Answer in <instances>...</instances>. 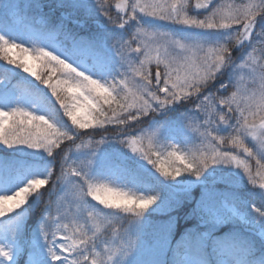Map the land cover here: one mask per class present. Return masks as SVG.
Returning <instances> with one entry per match:
<instances>
[{
    "label": "snow or ice",
    "instance_id": "obj_1",
    "mask_svg": "<svg viewBox=\"0 0 264 264\" xmlns=\"http://www.w3.org/2000/svg\"><path fill=\"white\" fill-rule=\"evenodd\" d=\"M99 10L107 17V21L118 27L125 28L128 20L117 16L113 18L109 0H97ZM191 0H117L115 8L125 12L129 20H136L137 11L148 17L161 21H169L173 24L184 25L188 28L205 30H224L209 33L215 37L212 42L189 41L174 39L168 33L148 31L143 27H137L131 40L119 41L117 53L122 63H127L131 76L122 74L118 83L107 87L100 79H93L92 75L73 67L68 60H86L92 56L101 58L103 63V49L98 41L77 39L70 33L66 34L67 46L64 50L70 54L61 59L53 51H46V47H53L56 51L55 39L46 38L45 47L35 48L33 53L29 49L22 48L19 44L10 43V40L0 35V57L9 65L23 68V71L41 79L40 69L49 68L50 73L60 71L64 79L51 82V76L42 82L51 89L56 97L64 115L73 125L80 129L88 128L95 123L103 126L105 123H115L118 126L127 125L129 121H138L140 117L149 115L167 105L200 93L209 81L216 78L221 69L231 62L230 49L233 47L253 46V35L259 37L261 51L264 52V0H248L243 5H215L213 0H195L194 8L205 10L206 15L202 19L190 16L188 9ZM131 9L127 13L126 9ZM259 17V20L257 19ZM119 20V23H117ZM261 25L256 31V26ZM240 28L233 35V26ZM248 42L247 45L245 42ZM136 43L133 48L132 44ZM18 49L20 55L17 59H10L7 51ZM255 47L253 51L255 52ZM21 53H23L21 55ZM128 53L138 54V64L134 63ZM142 55V58H139ZM20 61L19 63L17 61ZM264 60V56L261 57ZM54 62L58 68L49 67ZM155 64V86L150 72V66ZM82 67V65L80 66ZM240 67H251L250 78L255 83L259 81V92L247 94V90H241L243 77L236 82L235 91L229 96H205L197 105L206 116L204 125L207 127L201 136L204 137L203 149L178 155L175 150L168 152L164 160L153 161L152 155L159 153L152 151L149 144L148 152L144 159L152 163L156 171L165 178H175L185 172L199 176L201 171L209 164L222 162L224 164L235 163L242 168L249 183L256 185V175L261 180L259 187L264 189V157L257 155L250 148L244 137H252L264 149V63L256 60L251 54ZM162 82V86H161ZM106 83V81H105ZM123 95H121V91ZM163 94V95H161ZM4 98V92H0V99ZM50 104L49 101H47ZM104 105L108 107L105 108ZM227 109V112L224 111ZM229 113H234L236 125L229 124ZM218 120L219 124L228 125L232 131L227 136L214 133L212 124ZM258 121V123H257ZM63 121L58 118V112L50 108L45 114L33 115L31 112L14 108L11 111L0 110V142L12 147L23 144L29 148L43 149L49 156L54 155V149L58 148L63 140H73L69 131L62 130ZM198 130V129H197ZM155 135V133H153ZM130 147L137 143V138L130 136L127 141ZM223 145H230L255 160L257 172L253 174L250 165L239 160L231 152L223 150ZM132 151L138 149L132 147ZM150 153V154H149ZM49 169L44 176H31L30 178L16 176H0V198H2L3 210L0 218L18 217L21 215L30 196H38L39 189L47 185L52 176ZM69 176L83 180L77 191V197L82 201L87 197L99 201L109 209H119L124 213L139 216L155 200V197L135 195L119 189L110 188L107 185H94L88 181L81 168L69 166L68 170L61 169L57 181H66ZM23 184L24 186H21ZM87 186L85 191L84 186ZM100 192L110 194L108 198H102ZM9 193H12L11 195ZM19 209V211H16ZM11 213V215H8ZM89 219L95 221V217L89 214ZM98 229V225H95ZM62 231L63 242L59 244L61 250H66L68 256H61L55 249L57 232ZM53 239L49 241V253L53 262L63 264H88L89 256L85 253L76 255L91 239L82 224L57 225L56 231L51 233ZM120 249L109 253L107 261L119 252ZM71 256V259H69ZM0 257L10 259L9 252L0 247ZM91 264H104L93 258Z\"/></svg>",
    "mask_w": 264,
    "mask_h": 264
},
{
    "label": "rangeland",
    "instance_id": "obj_2",
    "mask_svg": "<svg viewBox=\"0 0 264 264\" xmlns=\"http://www.w3.org/2000/svg\"><path fill=\"white\" fill-rule=\"evenodd\" d=\"M44 1L46 0H0V35L11 37V43L14 44H30L33 50L35 48L45 47L43 41L51 37L55 39L56 47L61 48V51H56L53 47H46L45 50L53 51V54H57L63 59L70 54L62 47L68 45V41L65 38L66 35L62 34V32L65 31L62 27L64 21L72 19L69 21H73L74 23L78 20L79 23L77 22L75 24L79 26L81 21L82 24L90 23L85 22L86 19H90L91 22L99 28L100 32H96V34H92V36L84 40H93L100 43L103 49L102 65L104 64L107 66V71H109L112 76H116L118 82L123 78L122 74H127L129 77L132 75L127 63H122L117 53L119 41L131 40L138 26L148 31L168 33L174 39H186L200 42H212L215 37L211 36L209 33L224 31L188 28L184 25L173 24L169 21H161L148 17L139 13V11L136 13L139 21V23H137L136 20H129L128 15H119L111 9V14L114 19L120 16L124 20H128V24L125 28H118L107 21V17L99 10L97 1L47 0V4H44ZM115 1L116 0H109L110 5ZM246 3H248V0H220L216 5H243ZM187 11L190 16H197L192 13L191 6ZM24 13L26 17H24ZM127 13H131L130 8ZM32 18H34V20H32ZM202 18L203 17H200V19ZM257 19L259 20V17ZM25 22H27V25L36 27L35 30L38 34H41V29H43L44 25V27L48 26L50 30L44 32L41 35L42 37L40 36V38L37 37V39H35L31 37V33L24 28L25 26L23 25H25ZM117 23H119V20H117ZM239 28V25L233 26V35ZM38 39L41 40L38 41ZM258 41L259 37H255L252 42L253 46L243 48L237 46L231 48L230 71L222 70V68V71L217 74L216 78L209 81L208 85L204 87L200 93L176 101L149 115L142 116L138 121H129L127 125L118 126L115 123L109 124V133H104L107 128H103L101 131L96 132L98 136L95 138L84 139L85 143L73 154L72 158L69 159L68 165L73 168H81L85 178L94 185H107L110 188L149 197L151 194L137 192L133 189L131 190L122 181L121 174L126 175L129 168L134 166L138 169L141 168L146 170L150 175H158L159 172L156 171L154 165L143 158L144 154L148 152L150 143L152 145V151L155 149V151L157 150L161 153L167 151V144L171 145L172 149L175 151H180L182 148L180 147L181 143H184L183 146H187L191 152L203 149L205 141L204 137L201 136V132H203L207 126L204 125V122L198 121V118L205 117L206 119V116L200 111L197 105L200 104L205 96H229L232 91L236 90V82L240 80L241 77H243V81L240 85L242 91L247 90L248 95H251L253 92H259V81L254 83L249 76L251 67H240V65L244 64L245 60L248 59L250 54L256 60L264 63V60H261V57L264 56V52L261 51V44ZM247 43L246 41L245 44L247 45ZM132 47L135 48L136 43H133ZM253 47L256 49L255 52L253 51ZM247 49V56L241 55ZM11 51L12 49L10 53ZM128 55L130 58H133L134 63L138 64V59H136L138 54L128 53ZM105 57L112 59V62H104ZM139 58H142V55H140ZM237 59H240V61L236 63ZM94 61L96 65L99 63L101 64V58L98 56H92L86 60H68L69 63H72L73 67H78L79 70H83L86 74L92 75L93 79L101 80L100 76L96 75L94 72ZM52 64L55 65L54 62ZM81 65L82 67H80ZM224 68L227 67L225 66ZM158 70L162 71V69H157L155 64L150 66L153 86H155V73ZM223 74H225V76H222ZM101 83H104L107 87L113 84V79L110 78L109 81L102 80ZM224 83L229 84L230 88L228 90L221 89ZM5 87V82L0 79V90ZM213 89H216V91H213ZM13 105H16V103H10V107ZM0 110L9 111L3 106L0 107ZM172 111H174V113H172ZM234 115V113L229 114V124L231 125H236ZM168 116H172L173 119L175 118L174 120L177 125L174 124V126H169V124L173 122L168 120ZM214 124H218L214 127L215 134L220 129L224 131L223 136L228 135L227 133L230 131L228 125L219 124L218 120ZM153 133H155V135H153ZM178 135L182 136L179 137ZM130 136L137 138V143L132 146L138 149L136 152L132 151V147H130L128 143L121 142L127 141ZM244 140L257 155L264 157V149L259 147V143L256 140H253L250 136H245ZM15 146L7 147V145L0 142V150H8L11 155H16L15 157L27 154L34 155V153H38L42 150L39 148H29L23 144H16ZM222 148L225 151L231 152L232 155L236 156L239 160L247 162L252 168L253 174L256 175L257 168L255 160L247 157L242 149H236L230 145H223ZM151 158L154 161L156 156L152 155ZM114 161H118L120 164L115 166L112 170H109L111 163ZM1 165L2 164H0V167ZM13 176L25 177L20 173H16ZM199 177H201L199 181L205 186L201 188L200 192L197 194V199L199 198L198 203L204 210V213L200 214L199 217L201 219L200 223L204 224L206 222L212 225L215 222L225 223L230 219L229 222H231L230 225L232 227H253L264 243V189L259 187L261 180L260 176L256 175L257 183L253 185L249 183L247 177L243 173V169L236 167L235 163L224 164L218 162L209 164L201 171ZM82 183V179L69 176L68 179L64 181L62 193L58 196L56 201L47 208L39 224L35 227H31L29 230V227H27L25 233L22 231L24 227L23 220L17 219L7 224L0 233V247L9 252L10 259L0 257V264H22L23 262V264H63V262H53L48 250L50 247L49 241L53 239L51 233L56 231L58 224L84 225L85 231L91 239L83 248L77 251L76 255L79 256L82 252L88 255V264H91L93 258L98 261H103L104 264H112V259L116 258L117 254L112 257L111 261H107V257L111 251L117 250L118 248H116V246L107 248L109 247L107 244L98 240V232H100L103 226L102 216H99L91 210L88 201L92 200L94 203H100L99 201L93 200L90 196L82 201L77 197L76 193ZM197 183L199 184V182ZM21 186L24 185L21 184ZM84 188L86 191L87 186L85 185ZM9 194L11 195L12 193ZM99 195H101L102 198H108L110 194L100 192ZM215 195L219 197L216 199ZM232 199L241 201L242 207L245 208H236ZM165 204L166 203L163 201L158 203L155 207H158L160 210ZM100 205L105 209H109L102 204ZM109 210L110 213H115L116 215L117 211H119V209ZM89 214L95 217V221L89 219ZM128 220L133 222L135 218L128 217ZM95 225H98L99 230H97ZM134 226L135 228L138 227L135 223L133 224V227ZM133 229L134 228H132V230ZM19 235L20 240L18 238ZM205 235L206 233L203 234V236ZM202 238L205 242V237ZM124 239L125 237L122 239L121 245H123ZM62 242V231L57 232L55 241L57 247L55 250L59 252L62 257L68 256L69 254L66 250H61L59 248V244ZM204 242L203 247L206 245ZM166 250L167 246L162 243L139 238V240L136 239L132 241L129 250L126 249L124 254L126 256L129 255V264L135 263L136 260L139 261L141 257H143V264H158L159 261L165 259ZM136 253H139L138 257L135 255ZM23 255L26 256L25 261L24 259L22 261L21 256ZM193 256L194 255L187 256L189 264H194L195 259ZM69 259H71V256H69Z\"/></svg>",
    "mask_w": 264,
    "mask_h": 264
},
{
    "label": "trees",
    "instance_id": "obj_3",
    "mask_svg": "<svg viewBox=\"0 0 264 264\" xmlns=\"http://www.w3.org/2000/svg\"><path fill=\"white\" fill-rule=\"evenodd\" d=\"M24 17H26L25 13ZM77 22L79 23L76 20L71 24L65 20L62 27L77 39H86L92 34L100 32L99 28L90 19L85 21L90 22L88 24H82L81 21V24L76 26L75 23ZM23 26L35 38L50 30L48 26L44 27V25L43 29H41V34H38L35 30L36 27L27 25V22ZM259 30L260 28L257 25L256 31ZM255 37L253 35V39ZM6 38L10 39L9 36H6ZM21 47L29 49L26 46ZM7 54L10 59H17V56L20 55L18 49L12 50L11 53L8 50ZM104 59V62H112V59L108 57ZM17 62L19 63L20 61L18 60ZM49 67L58 68L53 64L49 65ZM94 67L103 79H108V68L106 65L100 63L96 65L94 61ZM39 71L41 79L37 80L35 76L24 72L23 68L9 65L6 60L0 57V78L6 85L5 88L0 90V92H4V98L0 99V105L10 111L14 108H19L23 111L31 112L33 115L45 114L50 108H54L58 112V118L63 121L64 127L62 130L69 131V134L73 137L71 141L63 140L60 146L54 149L53 156H49L43 149L38 153H34V155L19 156L21 158L15 157L16 155L14 154L11 155L8 150H0V164H2L0 176H10L16 172H20L25 176H44L49 169L53 173L49 183L39 189V195L30 196L29 203L22 206L24 210L20 216L0 218V228L17 219L23 220L24 227L22 231L24 233L27 227H29V230L39 224L47 208L62 193L64 181H57V176L60 175L62 168L67 171L69 159L85 143L84 139L95 138L98 136L96 132L101 131L103 128H107L104 133L110 132L108 123H105L102 127L93 123L85 129H80L78 126L73 125L68 117L64 115V109L61 108L56 97L52 95L51 89L42 82L43 79H47L49 76H51V82L64 79V74L60 71L50 73L48 67ZM116 82H118V78L113 77V84ZM118 91L121 90L118 89ZM123 94V91H121V95ZM15 101H17V105L9 108V104ZM104 107L107 108L108 106L104 105ZM168 117V120L173 122L169 126H174L176 124L175 118L173 119L172 116ZM204 120L205 117L198 118V121L204 122ZM217 125L213 123L212 128ZM229 130V132L232 131L231 128ZM223 133L224 131L220 129L216 132L217 135L222 136L224 135ZM171 151L173 150L161 153L156 150L155 152L159 153V155H153L156 156L154 161L164 160L168 152ZM189 152L191 151L187 146H182V150L178 151L177 154L181 155ZM118 164H120L118 161H114L111 163L109 170H112ZM199 176L185 172L175 178H165L160 173L153 176L147 173L146 170L132 166L126 175L121 174L123 182L131 190L145 192L155 197L154 202L139 216L124 213L121 210L117 211V215L115 213L112 214L109 209L103 208L100 204L94 203L92 200L88 201L91 210L102 216L103 226L98 232V240L107 244L109 246L107 248L116 246V248L120 249L117 252V257L112 259V264H129V255L126 256L124 251L126 249L129 250L132 241L139 240V238H145L167 246L165 259L159 261L158 264H189L187 259L189 255H194V264H264V243L256 234L243 228L232 227L229 222L226 225L200 224L201 219L199 217L200 214L204 213V210L198 203L197 194L205 186L199 181L201 179ZM215 196L216 199L219 197ZM163 201L166 204L162 209L159 210L158 207H155ZM233 201L236 202L239 208L242 207L238 199H233ZM16 211H19V209ZM8 215H11V213ZM128 217L135 218V220L130 222ZM134 223L138 225L137 228L133 227ZM132 228L134 229L132 230ZM204 233H206L205 236H203ZM124 237L123 245H121ZM202 237H205V242ZM203 242L206 244L204 247ZM138 254L136 253L135 255L138 257ZM25 258L26 256H22V261L23 259L25 261ZM142 261L143 257L139 261L136 260L135 263L143 264Z\"/></svg>",
    "mask_w": 264,
    "mask_h": 264
},
{
    "label": "water",
    "instance_id": "obj_4",
    "mask_svg": "<svg viewBox=\"0 0 264 264\" xmlns=\"http://www.w3.org/2000/svg\"><path fill=\"white\" fill-rule=\"evenodd\" d=\"M217 0H213V3L214 2H216ZM127 2V1H126ZM194 3H195V0H193V3H192V5H193V10L195 11V12H205V10H202V9H195L194 8ZM114 7H115V5H114ZM118 11V10H117ZM126 11V10H125ZM118 12H120V11H118ZM120 13H123V12H120Z\"/></svg>",
    "mask_w": 264,
    "mask_h": 264
},
{
    "label": "clouds",
    "instance_id": "obj_5",
    "mask_svg": "<svg viewBox=\"0 0 264 264\" xmlns=\"http://www.w3.org/2000/svg\"><path fill=\"white\" fill-rule=\"evenodd\" d=\"M23 53H21V55H22ZM3 210V205H2V198H0V211H2Z\"/></svg>",
    "mask_w": 264,
    "mask_h": 264
}]
</instances>
